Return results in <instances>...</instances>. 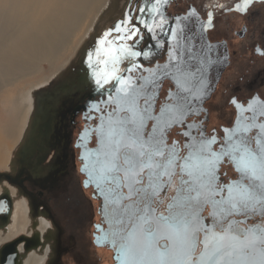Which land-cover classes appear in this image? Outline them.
Segmentation results:
<instances>
[{"label":"snow or ice","instance_id":"6c2138e0","mask_svg":"<svg viewBox=\"0 0 264 264\" xmlns=\"http://www.w3.org/2000/svg\"><path fill=\"white\" fill-rule=\"evenodd\" d=\"M176 3H118L84 53L95 95L81 140L95 133L99 145L85 147L80 169L100 202L93 242L114 249L116 264H264V96L233 94L234 119L211 131L205 107L216 73L231 67L227 43L208 34L264 0H202L170 14ZM252 51L264 57V40Z\"/></svg>","mask_w":264,"mask_h":264},{"label":"flooded vegetation","instance_id":"af4514ba","mask_svg":"<svg viewBox=\"0 0 264 264\" xmlns=\"http://www.w3.org/2000/svg\"><path fill=\"white\" fill-rule=\"evenodd\" d=\"M201 3L202 0H177L169 13ZM253 13L235 19V14H230L208 34L213 44L226 42L231 57V67L223 71L222 78L216 73L219 84L205 105L211 112L209 131L228 126L234 119L235 110L228 102L233 94L241 101L255 93L264 96V57L252 51L254 43L264 40V4H257ZM245 27L248 32L242 39L238 33ZM100 33L94 32L74 61L36 93L31 120L17 151L14 168L9 173H0L5 175L0 178V184L4 182L8 188L15 189L18 198L27 202L29 215L35 221L33 229L37 230L36 220L39 219L51 224L43 237L37 232L21 235L3 246L0 263H21L20 246L23 253L28 254L43 245L49 250L45 264H116L114 249L98 247L93 242L94 233L99 235L93 225L101 223L100 202L92 198L94 188L83 185L87 177L80 171L85 147L92 153L99 146L95 133L83 140L81 134L89 127L85 116L95 95L85 77L84 53L91 50ZM219 51L223 54L224 49ZM70 84L75 85L71 91ZM90 123L95 127V120ZM229 175L233 173L229 171ZM14 211L15 203L8 189L0 195V231L11 224ZM6 219L8 223L2 227L1 222ZM7 249H12L9 259L5 254Z\"/></svg>","mask_w":264,"mask_h":264},{"label":"bare ground","instance_id":"6f19581e","mask_svg":"<svg viewBox=\"0 0 264 264\" xmlns=\"http://www.w3.org/2000/svg\"><path fill=\"white\" fill-rule=\"evenodd\" d=\"M111 2L0 0V171L9 172L13 167L16 151L27 133L36 93L74 60ZM45 63L48 72L41 68ZM8 189L15 211L11 224L0 231V250L18 236L37 232L43 237L51 228L47 220L39 219L37 230L33 229L35 221L27 202L18 198L16 190L3 182L0 195ZM18 251L20 264H45L49 255L43 245L28 254L21 246Z\"/></svg>","mask_w":264,"mask_h":264},{"label":"rangeland","instance_id":"374dc122","mask_svg":"<svg viewBox=\"0 0 264 264\" xmlns=\"http://www.w3.org/2000/svg\"><path fill=\"white\" fill-rule=\"evenodd\" d=\"M117 2V3H116ZM124 2H125V0H112V2H111V4H110V8L108 9V10H105V14L104 15H102L101 16V20H99L97 23H96V25H95V27H94V29H93V31H92V33L90 34L91 36L93 35V33L94 32H96V31H100V32H103L106 28H108L111 24H112V21L115 19V17L118 15V9L116 8V5L119 3V8L121 9L123 6L122 5H124ZM117 9V10H116ZM109 12V13H108ZM111 12V13H110ZM114 15H116L115 17H114ZM91 36H89V37H87L86 39H85V41L81 44V46H80V48L78 49L79 50V52L81 51V49H82V47L87 43V41H88V39L91 37ZM74 45H75V42H74ZM79 52H77V54H76V56H75V58L77 57V55H78V53ZM74 58V59H75ZM74 61V60H73ZM72 61V62H73ZM71 62V63H72ZM70 65V64H69ZM68 65V66H69ZM67 66V67H68ZM66 67V68H67ZM41 68L43 69V70H45L46 72H48L50 69H49V65L47 64V63H45V64H42L41 65ZM39 77H37V78H34V79H32L33 81L34 80H37ZM36 96V95H35ZM35 100V99H34ZM23 143V142H22ZM22 146V144L20 145V147ZM19 147V148H20ZM19 148L17 149V151L19 150ZM17 151H16V154H17ZM16 154H15V157H14V164H13V167H12V169L14 168V165H15V160H16ZM11 169V170H12ZM10 170V171H11ZM9 171V172H10ZM9 172H3V171H0V173H9Z\"/></svg>","mask_w":264,"mask_h":264},{"label":"water","instance_id":"95a60500","mask_svg":"<svg viewBox=\"0 0 264 264\" xmlns=\"http://www.w3.org/2000/svg\"><path fill=\"white\" fill-rule=\"evenodd\" d=\"M5 175H2L0 174V178L2 179ZM8 223V220L6 219L5 221L1 222V226H5L6 224ZM11 251L12 249H7L5 250V254H6V257H8V259L10 258V255H11ZM0 264H7V261L5 262H1ZM16 264H20V263H16Z\"/></svg>","mask_w":264,"mask_h":264}]
</instances>
